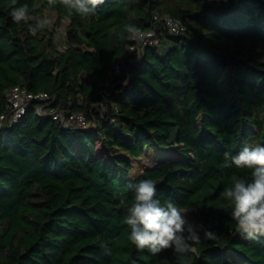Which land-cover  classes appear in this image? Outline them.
<instances>
[{
    "label": "trees",
    "instance_id": "16d2710c",
    "mask_svg": "<svg viewBox=\"0 0 264 264\" xmlns=\"http://www.w3.org/2000/svg\"><path fill=\"white\" fill-rule=\"evenodd\" d=\"M23 4L29 24L45 11L53 24L31 36L9 15ZM154 15L182 31L129 61L124 26L150 29ZM14 85L94 125L62 128L32 104L0 127V264H264V237L244 239L222 196L233 176L251 178L224 153L264 145V0H105L84 20L60 0H0V115ZM144 153L153 164L133 173ZM143 179L219 240L201 230L182 258L137 250L123 218Z\"/></svg>",
    "mask_w": 264,
    "mask_h": 264
},
{
    "label": "clouds",
    "instance_id": "9594fccd",
    "mask_svg": "<svg viewBox=\"0 0 264 264\" xmlns=\"http://www.w3.org/2000/svg\"><path fill=\"white\" fill-rule=\"evenodd\" d=\"M60 2L70 12L75 10V14L84 20L94 14L105 0ZM55 3L56 0H48L50 6ZM9 15L16 24H28L31 36L42 32L47 23L36 20L29 24L27 4L13 6ZM121 38L140 41L146 38V34L137 25L127 24ZM224 161L225 167L235 166L236 169L251 170L250 179L233 176L231 186L226 187L222 193L223 198L229 202L230 216L235 221L236 231L249 241L264 237V145H245L235 155L225 152ZM130 187L134 196L126 209L127 215L123 218V223L130 229L129 240L137 250L148 249L152 255H157L171 248L182 258L196 252V246L202 243L201 230L203 240H219V235L204 228L202 223L196 225L190 222L171 197L163 200L157 197L156 182L153 179L140 180Z\"/></svg>",
    "mask_w": 264,
    "mask_h": 264
},
{
    "label": "built area",
    "instance_id": "2783aa9c",
    "mask_svg": "<svg viewBox=\"0 0 264 264\" xmlns=\"http://www.w3.org/2000/svg\"><path fill=\"white\" fill-rule=\"evenodd\" d=\"M182 29V25L170 16L154 15L152 28L144 30L146 38L140 41H130L128 44L127 53L135 54V57L130 58L129 61L136 62L145 46L158 44L161 31L167 30L172 34H177ZM119 69L117 66L115 72L118 73ZM6 101V110L0 115V127L18 121L32 104H36V112L39 115H50L52 120L62 128H90L94 125V121L88 120L83 112L55 108L53 106L54 97L44 91L34 92L23 86L14 85L6 91Z\"/></svg>",
    "mask_w": 264,
    "mask_h": 264
},
{
    "label": "rangeland",
    "instance_id": "374dc122",
    "mask_svg": "<svg viewBox=\"0 0 264 264\" xmlns=\"http://www.w3.org/2000/svg\"><path fill=\"white\" fill-rule=\"evenodd\" d=\"M42 21H47L46 25L51 26L55 20V15L51 11H45L42 16ZM67 19H63L60 26L57 27L55 32V38L58 43V48L62 50L64 48V38H65V26L67 24ZM172 155V154H171ZM173 156V155H172ZM153 164V157L151 153H144L136 162L133 169V173H137L141 168L151 166ZM187 215V214H186ZM187 218L190 222L195 224L191 218L187 215Z\"/></svg>",
    "mask_w": 264,
    "mask_h": 264
}]
</instances>
